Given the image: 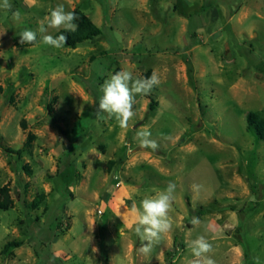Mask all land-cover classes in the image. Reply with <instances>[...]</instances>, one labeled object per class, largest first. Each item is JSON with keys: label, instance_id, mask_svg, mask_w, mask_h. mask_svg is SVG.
Here are the masks:
<instances>
[{"label": "rangeland", "instance_id": "rangeland-1", "mask_svg": "<svg viewBox=\"0 0 264 264\" xmlns=\"http://www.w3.org/2000/svg\"><path fill=\"white\" fill-rule=\"evenodd\" d=\"M9 3L0 7V190L13 205L0 208V264H189L199 236L216 264H264V139L247 119L264 118V0ZM58 4L84 11L102 36L76 49L46 46L39 33L20 44ZM122 68L160 79L135 96L126 130L97 115L101 86ZM140 130L156 151L139 146ZM169 182L172 231L141 254L131 205Z\"/></svg>", "mask_w": 264, "mask_h": 264}, {"label": "clouds", "instance_id": "clouds-1", "mask_svg": "<svg viewBox=\"0 0 264 264\" xmlns=\"http://www.w3.org/2000/svg\"><path fill=\"white\" fill-rule=\"evenodd\" d=\"M0 7L11 8L9 0H3ZM14 19H19V12L13 14ZM78 19L74 11H66L63 4H58L50 10L48 16L39 24L38 29H24L20 34V44L34 45L39 40L44 45L54 49H60L67 44L68 37L64 34L54 36L49 34V29L74 32L78 25ZM2 35V34H0ZM160 84L159 76L155 71L150 77H134L131 70L122 68L106 79L101 86L102 95L98 100L97 115L101 112L107 113L109 118H114L121 129H128L129 122L135 116L134 104L137 94L147 95L153 88ZM150 130H140L136 132L135 139L139 146L144 149L156 151L158 143L151 138ZM194 189L199 188L193 185ZM176 185L169 182L165 189L158 190L154 195L145 196L140 200L139 205L133 201L130 209L129 228H134L135 234L142 243L138 251L148 255L155 245H158L164 235L172 231L173 220L169 215L175 196ZM191 224L198 226L201 224L199 217L193 216ZM193 259L189 264H216L210 253L213 245L204 236H199L192 240L188 245ZM95 252L96 249L94 248ZM259 264V262H258Z\"/></svg>", "mask_w": 264, "mask_h": 264}, {"label": "trees", "instance_id": "trees-1", "mask_svg": "<svg viewBox=\"0 0 264 264\" xmlns=\"http://www.w3.org/2000/svg\"><path fill=\"white\" fill-rule=\"evenodd\" d=\"M76 13L78 19L75 23L78 25L74 32H67L64 29L57 31L54 36L64 34L68 37L67 44L65 46L76 49L81 44L90 41L95 42L102 36V29L98 27L87 14L81 9L72 10ZM4 90L0 84V93ZM249 125L254 129L257 135L264 139V118L257 112H249L247 114ZM34 138L33 135H29V140ZM13 201L10 198L8 187H3L0 190V208L10 209L12 208ZM12 244L8 245L11 246ZM12 246H21V243H14Z\"/></svg>", "mask_w": 264, "mask_h": 264}, {"label": "built area", "instance_id": "built-area-1", "mask_svg": "<svg viewBox=\"0 0 264 264\" xmlns=\"http://www.w3.org/2000/svg\"><path fill=\"white\" fill-rule=\"evenodd\" d=\"M98 213L101 215L102 214V211L101 210H98Z\"/></svg>", "mask_w": 264, "mask_h": 264}]
</instances>
